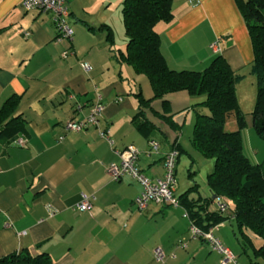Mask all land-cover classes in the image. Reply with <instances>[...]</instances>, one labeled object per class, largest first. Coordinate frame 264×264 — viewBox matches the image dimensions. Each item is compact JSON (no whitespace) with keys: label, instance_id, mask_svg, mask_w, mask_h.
<instances>
[{"label":"crops","instance_id":"crops-1","mask_svg":"<svg viewBox=\"0 0 264 264\" xmlns=\"http://www.w3.org/2000/svg\"><path fill=\"white\" fill-rule=\"evenodd\" d=\"M67 4L72 39L58 40L51 12L25 10L21 0H0V108L12 94L21 96L14 115L23 119L25 127L14 141L0 138V257L26 249L31 254L48 253L53 264H222L221 254L207 241L190 236V222L181 206L151 202L140 211L133 202L140 184L128 174L118 180L107 174L109 164L119 163L116 151L129 145L138 149L136 166L150 179L162 177L164 155L174 144L182 152L187 150L178 135L171 138L149 118V111L161 112L153 106L154 99L145 114L163 138L157 139L154 132L150 139L159 147L149 152L148 139L135 129L132 118L139 110V94L149 99L153 91L144 89L141 78H129L128 68L125 74L124 62L115 55L125 49L116 50L105 35L98 38L86 30L85 20L112 28L108 15L91 21L76 1ZM172 13L170 22L156 25L169 67L202 70L222 55L243 75L237 92L247 81L248 109L244 110L250 112L248 104L255 94L249 73L253 54L234 1L173 0ZM214 43L216 50L211 47ZM97 94L104 105L97 124L82 132L65 129L66 122L88 115ZM164 98L171 110L181 109L180 120L171 113L182 126L172 128L159 119L179 133L188 112L195 113L192 106L204 96L178 91ZM101 131L111 143L100 136ZM19 139L23 145L16 143ZM253 155L258 158L257 152ZM82 194L94 196L87 211L77 209ZM198 196L211 198L212 193L189 195ZM216 209L209 204L208 210ZM226 222L215 226L213 234L236 256L227 264H251L239 255ZM155 248L164 252L163 263L155 260Z\"/></svg>","mask_w":264,"mask_h":264},{"label":"trees","instance_id":"trees-1","mask_svg":"<svg viewBox=\"0 0 264 264\" xmlns=\"http://www.w3.org/2000/svg\"><path fill=\"white\" fill-rule=\"evenodd\" d=\"M172 1L122 0L121 3L127 42L125 50L115 55L130 65L135 73L146 75L153 91L149 99L139 94L140 106L132 118V124L143 137L150 140L156 130L155 125L146 117L145 109L150 107L152 100L161 99V112L156 113L170 127L178 126L179 129L182 124L178 125L172 119L170 103L164 96L178 91H185L191 96H204L203 101L192 106L195 120L191 144L201 155L213 159V169L207 174V186L212 195L231 202L232 207H229L228 212L208 210L211 198L189 197L190 193L198 192L196 183L179 196H176V189L174 194L179 205L186 211L189 222L192 221L203 230L225 221L231 222L232 234L242 252L251 264H258L257 258L264 259V160L252 163L243 153L241 131L246 123L236 96V83L243 75L234 71L220 54L202 70H176L169 67L161 52V38L156 25L171 21ZM233 1L242 17L253 54L249 64V72L256 79L252 127L264 141V0ZM84 24L89 30L105 31L106 41L113 45L110 26L100 24L95 28ZM20 101L21 96L12 94L0 108V138L9 142L25 132L23 119L14 115ZM201 107H206L209 112L205 113ZM230 116L236 128L227 131L225 124ZM172 149L177 151L178 156L183 151L179 144H174ZM255 237L261 239L258 245L254 243ZM0 264L53 263L46 252L31 254L24 249L0 257Z\"/></svg>","mask_w":264,"mask_h":264},{"label":"built area","instance_id":"built-area-1","mask_svg":"<svg viewBox=\"0 0 264 264\" xmlns=\"http://www.w3.org/2000/svg\"><path fill=\"white\" fill-rule=\"evenodd\" d=\"M21 5L25 10L37 9L40 11L51 12L54 25L57 29L56 39H72L73 31L67 22L69 16L67 0H21ZM216 45L217 44L214 43L211 47L216 50ZM63 56H66V53H63ZM81 66L85 70L90 69L87 63H81ZM96 97V101L90 105L88 115L80 120L73 119L66 122L65 129L82 132L88 127L97 124L98 117L101 115L104 105L102 103V96L97 94ZM76 109L80 110L81 106L77 105ZM100 136L105 138L109 143L112 142L110 137L102 131L100 132ZM16 143L23 145L24 141L19 139ZM148 146L149 152H156L158 150L159 143L155 139H150L148 140ZM116 153L119 157V163L109 164L106 172L113 180H118L121 176L128 174L140 184L141 191L134 199V203L138 209H144L151 201L160 204H170L171 206H180L178 199L174 194L177 186L175 171L178 158V153L175 149L171 148L164 155L163 176L155 179H150L145 176L137 168L136 160L138 158L139 151L135 146L129 145L120 151H116ZM93 198L94 196L82 194L81 199L77 204V209L81 211L89 210L91 208V200ZM214 201L218 210L221 212H228L229 206L225 200L216 196ZM47 208L51 212V206L49 205ZM184 214L187 216L186 211H184ZM213 228L214 227L209 228L208 230H203L192 221L189 223V233L192 238H201L207 241L213 250L221 254L222 264L234 262L235 255L213 234ZM180 245L185 246L186 244L181 243ZM154 256L158 263H163L165 260V254L160 248H155Z\"/></svg>","mask_w":264,"mask_h":264},{"label":"rangeland","instance_id":"rangeland-1","mask_svg":"<svg viewBox=\"0 0 264 264\" xmlns=\"http://www.w3.org/2000/svg\"><path fill=\"white\" fill-rule=\"evenodd\" d=\"M76 1V5L84 10L86 13L85 16L88 19H91V21H97L101 19V17H105V15H108L109 21L112 24V34H113V48L114 49H125V45L127 42V37L124 34V29L121 21V17H119V14L121 15V1L122 0H74ZM109 1V2H108ZM73 23V25L77 24ZM85 23L88 26H92L97 28L100 23L96 22L97 24L93 26V24L86 22ZM86 30L89 32L94 33V36L101 38V36L105 34H101L102 31L99 29L96 30H89L88 27L84 24ZM74 27V26H73ZM104 32V31H103ZM105 33V32H104ZM111 70L113 71V66L115 65V61L112 63ZM125 66V71L128 68L129 72V78H141L142 79V86L144 89H148L152 92L149 80L146 75L144 74H136L134 70H132V67L128 65L127 63L123 64ZM127 71L125 72V74ZM250 73V72H249ZM253 76V75H252ZM243 78V76H242ZM241 78V79H242ZM254 81H255V94H253V97L250 101V104H248V107L250 108L249 110L245 111L244 109L247 108V102L248 99L245 97V94L247 93L248 85L247 81L245 83H242L243 85L239 87L238 92L236 90V96H237V101L239 108L241 112L244 115L245 123L246 125L241 131L242 135V144H243V153L245 156H247L252 163H260L263 161L264 158V141L261 140L255 133L253 127H252V116L251 112L254 107L255 103V96H256V79L253 76ZM240 79V80H241ZM239 80V81H240ZM238 81V82H239ZM237 82V83H238ZM236 83V86H237ZM144 95V94H143ZM145 96V95H144ZM161 99H155L153 106L161 110V105H160ZM180 108H177V106L172 107L171 112L175 113L176 115L175 119L180 120L181 116L180 115ZM205 113H208V109L206 107H202L201 109ZM148 116L151 120L156 122L159 126L162 127V129L165 130V132L169 135H171V138L175 135H178V138L180 142L183 144L187 152H181L179 153L177 162H176V171H175V176L177 180V187H176V193H180L184 191L187 187H190L194 185V183L197 184V189L198 192L201 196H208L210 197V191L207 186V174L212 171L213 169V159L206 158L203 155H201L191 144V136H192V130H193V123L195 120V113L191 110L188 112L187 117L185 119L184 126L182 130L178 133L175 131L169 130L159 119L160 117L155 114L152 111L148 112ZM236 128L234 119L232 116H230L225 124V130L227 131H232ZM155 137L157 139H162L163 134L160 131H155ZM253 151L257 152V157L253 155ZM184 187V188H183ZM183 188V190H181ZM229 207H232L231 202H227ZM210 208L211 209H216V203L215 201L211 200L210 201ZM184 211V210H183ZM189 220V219H188ZM225 230L228 232L230 237L233 239L234 243L237 246L239 255L242 256L243 259L248 260V257L245 253L242 252V249L235 239V237L232 234V228H231V222H226L225 225ZM223 230V229H222ZM261 242V239L255 237L254 238V243L258 245ZM207 245V244H206ZM211 250V249H210ZM251 254V252H249ZM252 255V254H251ZM256 261H258V264H264V259L262 258H257Z\"/></svg>","mask_w":264,"mask_h":264},{"label":"water","instance_id":"water-1","mask_svg":"<svg viewBox=\"0 0 264 264\" xmlns=\"http://www.w3.org/2000/svg\"><path fill=\"white\" fill-rule=\"evenodd\" d=\"M215 197H216L215 195H212V196H211L212 199H215Z\"/></svg>","mask_w":264,"mask_h":264}]
</instances>
